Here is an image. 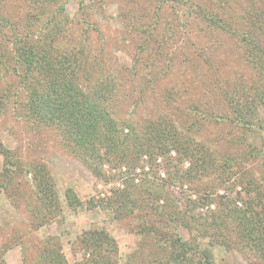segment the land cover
<instances>
[{
  "label": "rangeland",
  "instance_id": "1",
  "mask_svg": "<svg viewBox=\"0 0 264 264\" xmlns=\"http://www.w3.org/2000/svg\"><path fill=\"white\" fill-rule=\"evenodd\" d=\"M0 19L5 51L63 29L56 55L79 61L116 134L141 137L121 160L85 163L26 108L35 79L7 52L0 264H53L46 250L85 264L99 243L114 264H198L205 250L214 264H264V0H0ZM233 92L258 117L250 127L235 123ZM176 237L203 253L180 255Z\"/></svg>",
  "mask_w": 264,
  "mask_h": 264
},
{
  "label": "trees",
  "instance_id": "2",
  "mask_svg": "<svg viewBox=\"0 0 264 264\" xmlns=\"http://www.w3.org/2000/svg\"><path fill=\"white\" fill-rule=\"evenodd\" d=\"M45 1L48 2L49 0ZM212 22L217 27H220L219 23L214 19H212ZM31 24L32 22L29 23V25ZM42 31H44L43 35H47V41H43L42 44L39 41L34 44H26L24 42L21 44V41L15 39L11 42L12 47L9 51L3 50V47L0 46V65L2 60L4 61L8 57V52V55H11L10 57L14 58V60L16 59L18 64L25 66L26 74L31 75L35 79L34 84L23 86L27 93V99H30L26 108L30 109L32 114L43 123L57 127L62 133L63 139L70 142L74 149L81 151L85 163L89 159L91 162L88 164L92 166L93 164L91 163L100 161L105 155L121 160L125 151L134 148L141 140V137L138 138L136 135L131 134H116V127L113 125L114 117L104 107L100 98L101 95L96 93L90 98L84 93L83 88H86V86L83 81L84 79L88 81V78L84 76L85 78L83 79L81 76L80 79V71H78L79 61L56 55L54 43L63 36L62 32L64 30L54 25V27L47 29L43 28ZM2 32L0 29V33ZM3 37L4 35L0 38ZM4 41H8V39L6 38ZM251 41L252 39L247 36L242 37V42L245 44L251 43ZM254 56L257 57L258 55L254 53ZM4 66H6L5 62ZM3 78L0 77V80ZM24 79L26 80V78L22 79V84ZM43 85H46V88H42V91L50 87L45 93L40 91V86ZM234 90L236 91L238 88H234ZM238 95L233 92L227 94V96L225 95V99L232 114L236 117L235 123L250 127L253 125L252 118L258 117L252 112L247 114L248 111L253 110V107L250 103L243 102ZM1 105L2 103L0 102ZM150 143L151 141L145 140L144 145L149 146ZM138 148L141 149L142 146L138 145ZM0 153L5 158L11 155L9 150L7 151L2 147L1 142ZM42 187H45V185L40 183L38 188L41 189ZM114 202L118 203L120 201L115 199ZM108 240L113 247V252L116 251L117 247L114 240L110 238ZM90 245L91 243L89 242ZM101 245L102 243H99L98 246H94V249L89 251L90 259L85 264H114L110 255L106 256L100 251ZM172 245L173 248L180 249V255H184L183 253L187 250V247L199 248L201 252L204 250L198 244L190 245L182 241L180 237H176ZM58 255L57 252V257L53 258V251L46 250L43 256L51 259L53 264H58L64 260L59 258ZM180 255L177 254V256ZM192 259L194 258H190L189 261H192ZM198 264H214L211 260V253L205 250L202 257L198 260Z\"/></svg>",
  "mask_w": 264,
  "mask_h": 264
}]
</instances>
